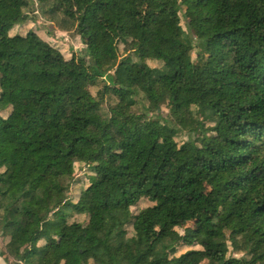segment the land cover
I'll use <instances>...</instances> for the list:
<instances>
[{
	"label": "trees",
	"instance_id": "16d2710c",
	"mask_svg": "<svg viewBox=\"0 0 264 264\" xmlns=\"http://www.w3.org/2000/svg\"><path fill=\"white\" fill-rule=\"evenodd\" d=\"M39 1L63 32L92 25L98 58L11 35L29 2L0 0L1 257L264 264V0ZM108 94L118 104L105 116ZM80 164L92 174L76 194Z\"/></svg>",
	"mask_w": 264,
	"mask_h": 264
},
{
	"label": "rangeland",
	"instance_id": "374dc122",
	"mask_svg": "<svg viewBox=\"0 0 264 264\" xmlns=\"http://www.w3.org/2000/svg\"><path fill=\"white\" fill-rule=\"evenodd\" d=\"M29 5L28 7L25 9V13L27 16V22L15 27L14 29H12V31L10 32L11 35H25L27 34L29 31L33 30V31H37L39 34L43 35V36H49L51 39H53V41L55 43H57V47L58 49L61 51V53L64 55V57L66 59H71L73 55L76 56H80V57H84V59H86L88 64H94V60H97L98 58V53L95 50V37H94V30L92 28V25H87L84 26V38L80 37L79 35H76V33L73 31L71 33H64L61 29H60V25H58V23H60L62 17L61 15H57V23H52L49 18L52 17L49 13H45L46 8L43 7L40 3L39 0H28ZM183 17V16H182ZM182 25L184 27V29H186V24H185V19L183 18V22ZM64 34V35H62ZM194 41L197 40L196 37L193 38ZM90 51V54L93 56L91 57L90 54L87 53V51ZM120 51L123 54L124 52V47L121 46L120 47ZM192 65H196L198 64V68H192V72H191V79L194 81H197L201 78L200 74L203 70L204 67V63H200L198 56L196 53L192 54V58L190 60ZM148 64L154 68H161L163 66V63L158 62V61H149ZM3 86L5 87V85L3 84ZM103 86H104V81L99 80L97 85L95 87L91 88V92L94 96L98 97L101 95V92L103 90ZM118 104V100L116 97H114L111 94L106 95L103 98V113L105 116H109L111 109L114 108L116 105ZM140 107L141 106H136L133 108L134 113L136 114H140ZM194 113L196 112V109H193ZM163 116L167 117L169 115V110L164 107L163 108ZM178 141L180 144H184L187 141V138L183 135V136H179L178 137ZM100 165L104 164V163H99ZM92 170L90 167L84 165V164H80L76 166V171H75V180L76 181H81L82 183L77 186L74 185L75 190L77 191L76 194H78V192L82 189L85 188L88 185L89 179L91 176ZM84 185V186H83ZM152 203L149 202L147 199H143L138 205L137 207H134L132 210L134 212V214H137L138 212H140L142 209L147 208L149 206H151ZM72 221H76V222H80L83 224H86L88 222V217L87 216H80V217H76L75 219H71ZM190 226H193V224H189ZM130 234L133 235V231L132 229H130ZM183 234V230L182 229H175V233L173 238L176 240L178 238V236H181ZM6 241L2 238V234L0 232V247L2 248L1 252H4L6 249ZM179 253H183L184 251H186V249L184 248H179ZM1 256V255H0ZM235 257L237 258H242L243 255L242 254H237L235 255ZM3 260V259H2ZM0 261H1V257H0Z\"/></svg>",
	"mask_w": 264,
	"mask_h": 264
},
{
	"label": "crops",
	"instance_id": "0c3cea01",
	"mask_svg": "<svg viewBox=\"0 0 264 264\" xmlns=\"http://www.w3.org/2000/svg\"><path fill=\"white\" fill-rule=\"evenodd\" d=\"M65 33V32H64ZM62 35H64V34H62ZM1 247H0V251H1ZM1 257V256H0ZM3 258L1 257V261H0V264H8L4 259L2 260Z\"/></svg>",
	"mask_w": 264,
	"mask_h": 264
}]
</instances>
